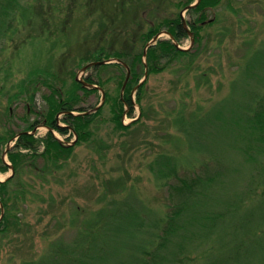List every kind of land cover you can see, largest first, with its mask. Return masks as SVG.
I'll list each match as a JSON object with an SVG mask.
<instances>
[{
    "label": "rangeland",
    "instance_id": "1",
    "mask_svg": "<svg viewBox=\"0 0 264 264\" xmlns=\"http://www.w3.org/2000/svg\"><path fill=\"white\" fill-rule=\"evenodd\" d=\"M182 2L186 0H73V8L64 6L63 10L53 11L46 7L44 12L54 21L48 27L50 31L47 26L41 31L33 23V27L12 34L0 49V135L19 133L37 121L31 133L45 136L48 129L43 126L42 116L47 104L43 96L50 93V86L63 91L72 88L77 75L84 81L87 77L101 81L110 95L117 96L115 68L94 66L85 73L80 69L102 49L105 56L118 53L124 57L122 61L129 62L130 54L143 50L142 42L137 40L140 33L163 20L176 19ZM205 15L207 21L199 32L202 40L191 49L198 51L191 68L182 71L183 64L163 60L158 64L162 71L148 74L140 101L143 115L135 106L133 118L122 119L128 125L140 112L142 118L137 123L128 130L116 128L106 104L89 126L91 139L77 144L67 160L54 165L41 157L26 156L11 186L8 206L13 222L5 234H0V264L38 260L52 241L61 237L71 240L89 212L111 197L123 199L130 191L160 214L168 211V190L175 181L157 179L151 165L159 154L179 157L187 151L185 134L177 131L175 120L181 115L189 122L193 114L204 117L216 108L231 94L232 82L248 61L257 62L255 67L262 65V70H252V76L243 80L242 98L237 92L231 100L251 105L256 93L264 94V61L247 57L248 43L255 49L264 43V0H221ZM183 17L185 21L194 20L187 12ZM210 20L215 22L208 25ZM166 39L168 36L162 34L158 41ZM179 45L189 47L190 37ZM35 70L42 71L35 76L39 81L29 76ZM140 72L142 79V67ZM201 74L207 80L197 87ZM28 77L37 83L36 90L28 82V94L12 97L19 91L17 85ZM77 94L81 101L76 107L88 111L101 101L99 90L90 95ZM238 103L224 112L222 122L215 115L206 126L208 140L223 135V148L214 147L211 155L231 171V180L226 178L222 184L231 191H225L222 197L227 208L213 255L221 264H264V171L261 175L254 171L256 164L252 161L264 146L258 132L240 121L232 122ZM53 135L67 143L74 140L69 134ZM16 140L0 144V159L8 144V152L14 151ZM3 163L10 164L7 155ZM179 171L193 175L198 167ZM10 175V168L0 172V180ZM189 257L183 263L202 264V255Z\"/></svg>",
    "mask_w": 264,
    "mask_h": 264
},
{
    "label": "trees",
    "instance_id": "2",
    "mask_svg": "<svg viewBox=\"0 0 264 264\" xmlns=\"http://www.w3.org/2000/svg\"><path fill=\"white\" fill-rule=\"evenodd\" d=\"M194 1L186 0L179 6L183 10ZM220 1L200 0L196 7L187 11V14L194 16V20L186 21V24L194 35L195 44L202 40L199 32L207 21L206 10L217 7ZM73 5H75L73 0H0V49L12 34L22 31L25 27H33V23L41 31L46 26L49 30L48 27L54 21L52 15L44 12L46 7L50 6L53 11H56V9L63 10L64 6L73 8ZM214 22L210 20L207 24ZM163 28L178 44L184 38L189 37L180 15L173 20H163L157 27L140 33L137 40L142 42L143 50L130 54L131 59L126 63L130 69V77L123 94L121 91L126 78V69L118 63L95 66L98 69L113 67L118 71V94L115 97L104 89L101 81L94 82L90 77L85 79L86 83L97 85L105 93V101L96 112L82 115L72 114L88 111L84 107H76L81 101L80 95L77 94L79 91L86 95L98 91V89L85 87L75 77L72 88L63 91L62 88L50 86V93L43 96L47 104V111L42 116L43 126L49 129L45 136L36 137L30 134L37 121L27 125L24 131L19 133L11 132L10 135H0L1 144L5 140H12L19 134L12 148L14 151L7 153L14 175L7 181L0 182V234H5L13 222L11 218L13 215L10 216L8 206L12 194L11 186L16 182V173L26 156L33 159L41 157L54 165L67 160L77 144L91 139L92 133L89 126L101 115L106 104H109L111 121L115 127L128 130L133 123H137L142 118L141 113L143 115L140 101L147 79L133 94L134 88L143 79V77L140 78V67L143 68L144 73L145 69L148 74L157 73L163 70V67L158 68V64L161 65V62L165 60L170 64L174 61L183 64L182 71L191 68L197 59L198 51H180L169 38L149 46L144 58L145 46ZM248 45L247 57H258L264 61V43L256 49L251 46V43ZM103 52L104 49L97 51L87 62L110 59L122 61L124 59L121 54L114 53L112 56H105ZM102 54L104 59H101ZM255 64L257 62L248 61L241 67L238 77L231 84V94L204 117L193 114L188 122L180 115L175 120L177 131L185 134L187 151L179 157L166 153L159 154L151 165V170L157 179L172 178L175 181L168 190L169 208L165 214L162 215L149 208L138 199L133 191H130L123 199L111 197L99 209L88 213L83 220V227L79 228L71 240L62 237L54 240L49 243L47 253L38 260L24 261L21 264H185L183 262L194 253L203 256L202 264H221L222 261H217L213 254L215 243L217 239L219 242L221 237L218 230L222 227L224 208L227 206V203L222 201V197L225 191H231L228 186L225 187L222 184L226 178L231 180V171L211 155L214 147L218 150L223 148L221 146L223 135L217 134L208 140L206 126L212 122L215 115L219 122H222L224 112L229 111L231 106L238 103L231 100L234 94L240 92L242 98L244 78L252 76V70L257 69L259 72L262 70V65L258 64L255 67ZM41 72V70H35L29 76L39 81L35 79V76ZM30 77L17 85V87L20 86L19 91L12 97L17 99L23 93L28 94L29 89L25 84L33 81L29 80ZM204 78L205 75L201 74L197 80V87L203 84V80H207ZM31 84L34 87L37 83L32 82ZM34 90H36L35 87ZM31 99L33 100V96ZM252 102L251 105L238 103V111L235 112L232 122L240 121L253 132H258L262 140L261 144L264 146V94L256 93ZM135 106L140 107L139 118L124 125L123 117L133 118ZM59 115L61 119L58 118ZM59 123H63L64 127H61ZM53 132L62 136L66 134L77 136L76 144L65 147L53 135ZM178 142L180 143L179 139ZM24 150L27 152H21ZM259 153L257 159L252 161L256 164L254 171L258 170L261 175L264 171V147ZM10 166L4 164L2 158L0 159V172H7ZM194 167H198V171L193 175L180 174L179 169L189 170ZM261 182L264 183V181ZM18 194H20L19 191H16V195Z\"/></svg>",
    "mask_w": 264,
    "mask_h": 264
},
{
    "label": "water",
    "instance_id": "3",
    "mask_svg": "<svg viewBox=\"0 0 264 264\" xmlns=\"http://www.w3.org/2000/svg\"><path fill=\"white\" fill-rule=\"evenodd\" d=\"M199 2H200V0H195L192 4H190V5H188L187 7H185V8L181 11V13H180L181 20H182V22H183L184 28H185V30L187 31L188 36L190 37V45H189V47H187V48H182V47H180V45L174 40V38H173V37H172L167 31H163V32H159L157 35H155V36H154V37H153V38L147 43V45L145 46L144 51H143V56H144V58H145V56H146L147 48H148L149 46H151V45H154V44L159 40V38H160V36H161L162 34L167 35L168 38L172 40L173 44L175 45V47H176L178 50H180V51H189V50L192 49V47H193V45H194V35H193L192 32H190V30H189V28H188V26H187V24H186V21L184 20L183 14H184V12H187L188 10H190V9H192V8H194V7H196V6L198 5ZM114 62H115V63H118V64H121V65L126 69V78H125V80H124V83H123V86H122V91H121V94H123V91H124V89H125V86H126V84H127V82H128V79H129V77H130V69H129L128 65H127L126 63L122 62L121 60H118V59H110V60H105V61H94V62H90V63L86 64L85 66H83V67L80 69V73H85L89 68L94 67V66H99V65H104V64L114 63ZM147 76H148V73H147V70L145 69V73H144L143 79H142V80L139 82V84L134 88V90H133V94L137 91V89L139 88V85H141V84L147 79ZM76 79H77L79 82L83 83V85H84L85 87H87V88L98 89V90L100 91V93H101V101H100V103H99L95 108L91 109L90 111L83 112V113H72V114H73V115H82V114H92V113L96 112V111H97V110L103 105V103H104V101H105V93H104V91H103L101 88H99L97 85L88 84V83H86L84 80L79 79V78H78V75L76 76ZM139 116H140V112H139L138 117L135 118V119L132 120V121L137 120V119L139 118ZM47 129H48V128H47ZM48 130H49V129H48ZM18 137H19V134H18L17 136H15L13 139H17ZM13 139H12L11 141H13ZM76 140H77V136H75L74 140H73L72 142H70V143L63 142V141H61V140H60V142L63 143V145H64L65 147H71V146H74V145L76 144ZM10 148H11V146L8 144L7 147H6V149H5L4 152H3V156H2V160H3V161H4V157L7 155L8 150H9ZM7 165L10 166V164H7ZM10 171H11V175H10L9 177L5 178V179L0 180V182H5V181H7L9 178H11V177L14 175V170H13L12 166H10Z\"/></svg>",
    "mask_w": 264,
    "mask_h": 264
},
{
    "label": "flooded vegetation",
    "instance_id": "4",
    "mask_svg": "<svg viewBox=\"0 0 264 264\" xmlns=\"http://www.w3.org/2000/svg\"><path fill=\"white\" fill-rule=\"evenodd\" d=\"M59 125L61 126V127H64V125H63V123H59ZM35 129V128H34ZM33 129V130H34ZM54 133V132H53ZM30 134H32L31 132H30ZM74 137V136H73Z\"/></svg>",
    "mask_w": 264,
    "mask_h": 264
}]
</instances>
